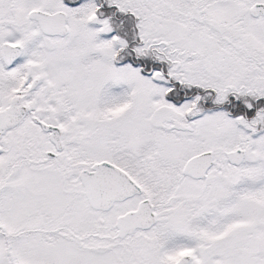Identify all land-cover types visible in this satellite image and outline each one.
Here are the masks:
<instances>
[{"label":"snow or ice","instance_id":"6c2138e0","mask_svg":"<svg viewBox=\"0 0 264 264\" xmlns=\"http://www.w3.org/2000/svg\"><path fill=\"white\" fill-rule=\"evenodd\" d=\"M0 264H264V0H0Z\"/></svg>","mask_w":264,"mask_h":264}]
</instances>
